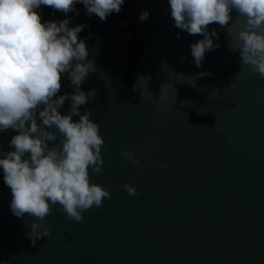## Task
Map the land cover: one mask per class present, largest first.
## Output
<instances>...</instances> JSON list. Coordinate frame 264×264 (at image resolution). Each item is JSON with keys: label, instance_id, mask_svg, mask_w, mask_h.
Listing matches in <instances>:
<instances>
[{"label": "water", "instance_id": "obj_1", "mask_svg": "<svg viewBox=\"0 0 264 264\" xmlns=\"http://www.w3.org/2000/svg\"><path fill=\"white\" fill-rule=\"evenodd\" d=\"M133 1L142 49L132 95L121 100L102 60L88 56L108 96L96 122L103 171H89L111 198L79 223L54 206L43 225L51 233L32 246L35 218L12 214L5 187L0 264H264V78L238 75L234 36L215 23L220 47L197 67L191 45L203 36L175 26L168 0Z\"/></svg>", "mask_w": 264, "mask_h": 264}, {"label": "clouds", "instance_id": "obj_2", "mask_svg": "<svg viewBox=\"0 0 264 264\" xmlns=\"http://www.w3.org/2000/svg\"><path fill=\"white\" fill-rule=\"evenodd\" d=\"M124 2L0 0V132L15 133L9 141L11 150L0 153V169L4 184L11 190L12 214L35 218L27 234L32 246L51 233L52 226L43 225L54 206H60L58 211L67 220L79 223L85 212L102 207L104 200L111 198L109 190L91 182L89 171H103L105 141L91 111L81 112L96 95L95 90H82L89 74L97 70L88 60L87 43L79 36L85 25L69 27V19L44 21L37 10L47 6L67 14L81 3L89 16L94 14L106 21L110 14L122 10ZM168 3L177 28L203 36L191 45L197 67H202L207 51L220 47L211 38L218 40L219 34L209 30L215 23L226 30L228 37L234 36L229 49L239 53L238 75L248 68L251 74L264 78V0ZM148 17L145 11L139 19L145 21ZM65 75L74 91L61 95ZM192 84L195 86V81ZM66 101H70V107L65 114L61 108ZM123 155L134 164L140 163L134 151L126 150ZM124 187L128 195H138L135 186Z\"/></svg>", "mask_w": 264, "mask_h": 264}, {"label": "trees", "instance_id": "obj_3", "mask_svg": "<svg viewBox=\"0 0 264 264\" xmlns=\"http://www.w3.org/2000/svg\"><path fill=\"white\" fill-rule=\"evenodd\" d=\"M134 7L133 0H125L122 10L119 13L110 14L106 21H102L94 14L89 16L81 3L75 5L76 11L67 14L54 11L47 6H41L37 11L41 13L44 21L58 22L69 19V27L85 25L79 36L87 43L89 55L102 60L114 82L119 98L127 100L133 92V72L142 49ZM76 12H79V15H76ZM82 90L86 92L95 90V99L90 100L86 106H82L81 112L98 109V114L94 117L95 122H98L108 105V96L95 71L89 74L82 85ZM72 91H74V86L65 75L60 94L67 95ZM69 107L70 101H66L61 112L66 114ZM14 134L11 130L0 132V153L11 150L9 141ZM5 187L7 186L3 182V172L0 169V191Z\"/></svg>", "mask_w": 264, "mask_h": 264}, {"label": "flooded vegetation", "instance_id": "obj_4", "mask_svg": "<svg viewBox=\"0 0 264 264\" xmlns=\"http://www.w3.org/2000/svg\"><path fill=\"white\" fill-rule=\"evenodd\" d=\"M89 111H91V113H94V115L91 116V118H93V119L98 114V109H90ZM94 121H95V119H94Z\"/></svg>", "mask_w": 264, "mask_h": 264}]
</instances>
